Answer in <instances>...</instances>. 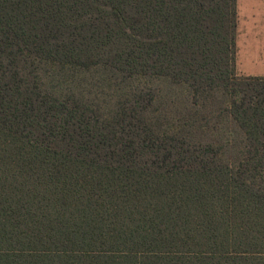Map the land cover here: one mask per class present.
<instances>
[{"label":"trees","instance_id":"1","mask_svg":"<svg viewBox=\"0 0 264 264\" xmlns=\"http://www.w3.org/2000/svg\"><path fill=\"white\" fill-rule=\"evenodd\" d=\"M236 2L0 0V264H264Z\"/></svg>","mask_w":264,"mask_h":264},{"label":"rangeland","instance_id":"2","mask_svg":"<svg viewBox=\"0 0 264 264\" xmlns=\"http://www.w3.org/2000/svg\"><path fill=\"white\" fill-rule=\"evenodd\" d=\"M236 12V74L264 77V0H237Z\"/></svg>","mask_w":264,"mask_h":264},{"label":"crops","instance_id":"3","mask_svg":"<svg viewBox=\"0 0 264 264\" xmlns=\"http://www.w3.org/2000/svg\"><path fill=\"white\" fill-rule=\"evenodd\" d=\"M245 1H247L249 4H251V3H256L257 2V0H245ZM252 1H254V2H252ZM237 3V2H236ZM252 5H254V4H252Z\"/></svg>","mask_w":264,"mask_h":264}]
</instances>
